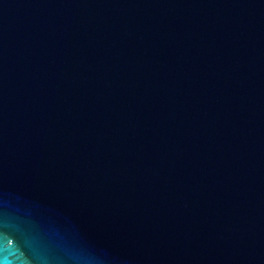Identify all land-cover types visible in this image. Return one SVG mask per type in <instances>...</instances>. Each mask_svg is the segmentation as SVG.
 Wrapping results in <instances>:
<instances>
[{
    "label": "water",
    "instance_id": "1",
    "mask_svg": "<svg viewBox=\"0 0 264 264\" xmlns=\"http://www.w3.org/2000/svg\"><path fill=\"white\" fill-rule=\"evenodd\" d=\"M0 264H264V0H0Z\"/></svg>",
    "mask_w": 264,
    "mask_h": 264
}]
</instances>
